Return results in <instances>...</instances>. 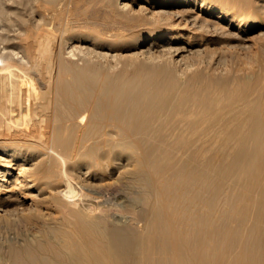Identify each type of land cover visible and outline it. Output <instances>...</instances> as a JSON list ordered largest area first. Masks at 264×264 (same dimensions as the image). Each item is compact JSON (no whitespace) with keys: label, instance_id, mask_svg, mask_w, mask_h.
<instances>
[{"label":"bare ground","instance_id":"1","mask_svg":"<svg viewBox=\"0 0 264 264\" xmlns=\"http://www.w3.org/2000/svg\"><path fill=\"white\" fill-rule=\"evenodd\" d=\"M252 1L0 0V264H264Z\"/></svg>","mask_w":264,"mask_h":264},{"label":"rangeland","instance_id":"2","mask_svg":"<svg viewBox=\"0 0 264 264\" xmlns=\"http://www.w3.org/2000/svg\"><path fill=\"white\" fill-rule=\"evenodd\" d=\"M232 1H234V0H232ZM252 4L255 7L259 6V10L262 13H264V10H263L264 9L263 8L264 7L263 6L264 0H253ZM263 30H264V26H261V27H256V28H252V29L250 28L248 31L243 32L244 34H242V35H245V37H247L246 46L240 45L241 43H239V42H242V39L240 37H235L238 33L236 35H234V37H232L229 41V43H230V45H228L229 47L226 45L227 46V49L225 51V56L227 57V58H225L226 61L224 60V64L223 63L220 64L219 68L222 70L226 66L227 67L232 66L234 59H239L238 57L244 58L248 53H253V51L255 52V49L263 46L264 45V31ZM232 31H237L240 33V31L238 30L237 23H235L232 26ZM226 53H227V55H226ZM237 55H238V57H237ZM239 55H241V56H239ZM228 61H230V62H228ZM27 229H28L27 226L23 225V226H19V227H15L14 229H11V232L13 233V231H14V233L20 234L22 231H27ZM3 237H6V236H3Z\"/></svg>","mask_w":264,"mask_h":264}]
</instances>
